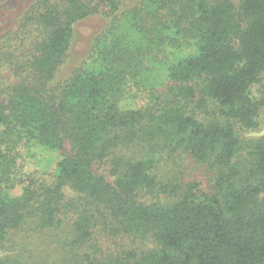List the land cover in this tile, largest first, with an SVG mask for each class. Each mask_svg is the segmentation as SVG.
Wrapping results in <instances>:
<instances>
[{
	"label": "trees",
	"instance_id": "1",
	"mask_svg": "<svg viewBox=\"0 0 264 264\" xmlns=\"http://www.w3.org/2000/svg\"><path fill=\"white\" fill-rule=\"evenodd\" d=\"M96 16L87 59L59 81ZM14 20L0 32V252L46 241L0 264H264V136L242 135L264 109V0H31ZM37 150L64 152L51 182L22 172Z\"/></svg>",
	"mask_w": 264,
	"mask_h": 264
},
{
	"label": "rangeland",
	"instance_id": "2",
	"mask_svg": "<svg viewBox=\"0 0 264 264\" xmlns=\"http://www.w3.org/2000/svg\"><path fill=\"white\" fill-rule=\"evenodd\" d=\"M31 0H0V32L7 29H12L14 25V18L19 15L23 10L25 3H29ZM137 1V0H133ZM9 5L8 8L5 6ZM107 23V19L104 16L93 17L76 27L75 39L67 62L61 70L58 80L62 81L66 79L71 70L80 66L84 60L88 57L89 46L92 42L94 35L101 31ZM136 93V92H134ZM252 95L259 99L264 100V83L256 85L252 88ZM147 100L143 94L139 95L138 100L134 103L136 108H141L146 104ZM261 127L258 131L254 132H242V135L247 138H257L264 136V109L261 112ZM70 151V147L66 148V152ZM64 152H51L48 150H37L22 155L20 165L22 166L23 174L29 178H33L38 182H51L56 169L57 163L62 159ZM184 163V162H183ZM200 167L192 164L189 161L185 162L183 171L189 177L187 179H194L196 177L205 179V174L199 169ZM15 195L22 193V186L15 190ZM150 200V197H148ZM35 236L29 241V237ZM45 236H39L33 232L27 234H21L13 239L6 250L0 252V255L7 254L9 252H17V244H23L29 242L30 249L38 251L45 244ZM101 246L104 250L115 251L118 243L108 239L106 237L101 238Z\"/></svg>",
	"mask_w": 264,
	"mask_h": 264
}]
</instances>
